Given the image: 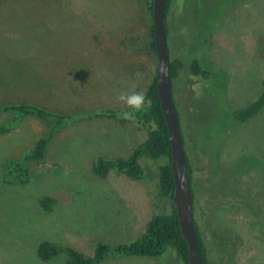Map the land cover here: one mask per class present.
I'll list each match as a JSON object with an SVG mask.
<instances>
[{
  "label": "rangeland",
  "instance_id": "rangeland-1",
  "mask_svg": "<svg viewBox=\"0 0 264 264\" xmlns=\"http://www.w3.org/2000/svg\"><path fill=\"white\" fill-rule=\"evenodd\" d=\"M153 0H0V264H66L36 253L44 241L87 257L95 245L129 243L173 204L159 193L165 160H141L145 178L93 172L98 158L128 157L146 128L95 116L125 110L121 95L154 81ZM173 81L186 153L193 168L195 218L209 264H264V108L231 113L264 90V0H172L167 17ZM209 73L191 72L193 60ZM67 117L17 119L14 105ZM48 139L43 158L26 159ZM23 162L25 183L8 182L5 162ZM43 197L57 204L39 208ZM101 264H184L162 257H114Z\"/></svg>",
  "mask_w": 264,
  "mask_h": 264
},
{
  "label": "trees",
  "instance_id": "trees-1",
  "mask_svg": "<svg viewBox=\"0 0 264 264\" xmlns=\"http://www.w3.org/2000/svg\"><path fill=\"white\" fill-rule=\"evenodd\" d=\"M171 2L172 0L167 1L165 16V24L168 36L169 24L167 17ZM149 4L152 11V1ZM150 48L154 53H156L153 25L151 28ZM170 53H172L171 49ZM182 67L183 62L181 60H172L171 76L173 81L178 77L179 70ZM191 72L195 76H202L206 79L209 77V73L202 69L198 59L193 60ZM173 94L175 104L177 106L174 88ZM144 97V105L139 111H134L130 108L125 110L103 109L95 114V116L100 119L112 120L123 125L136 124L142 128H146L148 131V137L144 142L138 144L128 157H119L113 159L98 158L93 166V172L100 178H106L111 171H116L118 173L124 174L134 181H139L145 178V170L141 164V160L143 158L149 157L157 161L166 159V162L162 163L159 167V193L161 197L170 199L173 204L174 176L171 166V145L166 119L163 114L158 96L156 77L146 89ZM263 108L264 90L250 105L243 109L233 111L231 115L236 121L245 122L255 117ZM7 109L14 111L17 115V119L27 115H35L39 118H42L44 121H51V123H53V132L60 129L67 122V117L49 113L35 105H14L9 106ZM125 113H127L129 118H125ZM183 140L185 144L184 136ZM47 144L48 139L43 138L39 140L36 143L34 149L26 156V159L39 160L43 158ZM187 160L193 190L195 216L193 168L189 162L188 154ZM4 166L7 170L8 182L25 183L28 180V171L23 162L17 163L9 161L5 162ZM56 204L57 201L54 198L43 197L39 201V208L45 212H50ZM172 206V213L154 215L148 223L145 232L129 243L115 246H109L101 242L97 243L95 245L94 255L92 257H87L82 252L74 248H64L49 241H44L38 245L36 250L37 256L45 263L59 258L61 254H65L67 258L66 264H101L103 261L114 257H162L166 255L169 250H172L183 260L184 264H189L188 244L182 236L174 205ZM195 224L205 264H209L207 248L201 236L196 218Z\"/></svg>",
  "mask_w": 264,
  "mask_h": 264
},
{
  "label": "water",
  "instance_id": "water-1",
  "mask_svg": "<svg viewBox=\"0 0 264 264\" xmlns=\"http://www.w3.org/2000/svg\"><path fill=\"white\" fill-rule=\"evenodd\" d=\"M168 0H153V26L158 68L156 86L161 108L166 119L171 145V166L174 176L173 205L183 238L189 248V264H205L196 230L193 190L188 170L186 148L181 121L173 94L171 76L172 57L165 24Z\"/></svg>",
  "mask_w": 264,
  "mask_h": 264
},
{
  "label": "clouds",
  "instance_id": "clouds-1",
  "mask_svg": "<svg viewBox=\"0 0 264 264\" xmlns=\"http://www.w3.org/2000/svg\"><path fill=\"white\" fill-rule=\"evenodd\" d=\"M120 99L121 101L126 103L128 108L134 111L141 110L145 102L144 95L140 93H131L128 95H121ZM125 118L126 119L129 118L127 113H125Z\"/></svg>",
  "mask_w": 264,
  "mask_h": 264
}]
</instances>
